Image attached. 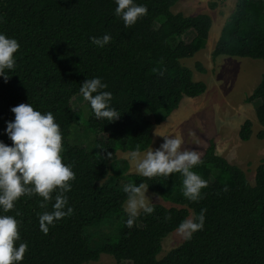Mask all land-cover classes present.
<instances>
[{
    "label": "trees",
    "instance_id": "16d2710c",
    "mask_svg": "<svg viewBox=\"0 0 264 264\" xmlns=\"http://www.w3.org/2000/svg\"><path fill=\"white\" fill-rule=\"evenodd\" d=\"M178 1L136 0L147 6V13L125 27L113 14L114 0H0V32L19 44L13 54L15 70L8 72L6 82L0 77V141L11 145L4 133L5 121L14 118L11 107L29 103L41 113L50 111L62 133V162L75 173L65 193L64 210L71 207L72 213L54 220L47 234L40 231L38 217L52 211L54 201L41 208L42 198L22 196L14 209L0 212L19 221L16 244L27 242L19 264H84L96 262L101 254L130 264H264V163L256 168L251 185L239 167L216 154L210 140L202 163L192 169L207 187L201 200L191 202L182 195L179 173L166 179L127 174V162L116 158L117 151H145L152 128L183 98L206 90L180 61L205 47L212 21L206 14L173 13ZM105 33L112 39L103 48L91 43L90 37ZM186 33L193 35L188 42L181 40ZM210 55L213 60L227 56L264 64V0H236ZM195 67L205 72L199 64ZM93 77L108 85L104 90L112 93V106L121 114L113 122L97 120L84 101L85 121L95 135L89 150L68 139L77 114L71 100L82 97L80 85ZM246 101L259 103L255 116L264 129V75ZM251 127L249 120L240 126L241 141L250 139ZM257 137L263 139L264 132ZM129 182L147 184L148 191L180 208L152 204V214L142 213L126 227L123 183ZM201 209L206 210L203 228L157 260L163 239L187 219L188 210L198 215ZM91 227H108L111 233H98L99 242L93 244L86 234Z\"/></svg>",
    "mask_w": 264,
    "mask_h": 264
},
{
    "label": "clouds",
    "instance_id": "9594fccd",
    "mask_svg": "<svg viewBox=\"0 0 264 264\" xmlns=\"http://www.w3.org/2000/svg\"><path fill=\"white\" fill-rule=\"evenodd\" d=\"M114 3L113 14L125 27L134 25L147 13V6L136 3V0H114ZM89 39L93 45L103 48L112 38L105 33ZM18 49L15 38L6 37L0 32V77L5 82L10 76L8 72L15 70L16 56L13 54ZM107 87L100 77L86 78L79 92L97 120L113 122L121 113L112 106V93L104 90ZM10 111L14 118L5 121L4 133L11 145L0 141V212L7 213L14 209L16 201L22 196L36 195L42 198L39 204L41 208L54 201L52 211H44L38 217L40 231L47 234L48 226L54 220L72 213L71 207L64 210L68 203L65 193L71 190L70 181L75 179V173L70 164L62 162V133L52 112L41 113L29 103H20L11 107ZM182 143L180 136H163V143L157 150L149 147L141 154L138 149H133L127 154V159L135 172L145 178L166 179L169 174L179 173L183 177V197L198 202L202 199L201 190L207 187V181L192 169L202 160L198 151L181 150ZM146 188L145 183L129 182L123 186L126 194L123 210L127 215L125 225L128 228L142 213L149 215L154 211L145 196ZM205 211L201 209L198 215L180 222L176 233L184 240H190L195 232L203 228ZM18 227L19 221L14 216L0 214V264H19L24 258L28 245L27 242L16 244L20 241Z\"/></svg>",
    "mask_w": 264,
    "mask_h": 264
},
{
    "label": "rangeland",
    "instance_id": "374dc122",
    "mask_svg": "<svg viewBox=\"0 0 264 264\" xmlns=\"http://www.w3.org/2000/svg\"><path fill=\"white\" fill-rule=\"evenodd\" d=\"M235 2L236 0H179L171 8L173 13H181L184 16L206 14L211 18L212 24L205 47L192 58L180 61L182 65L192 70L194 81H201L205 84L206 90L199 97L183 98L174 112L161 124L154 126L152 142L149 147L155 151L163 143V136H169V138L180 136L183 140L181 150L198 151L201 157L209 141L212 140L215 144L216 154L226 159L228 163L239 167L249 184L253 185L255 170L258 165L264 163V138L257 137V134L261 131L264 132V129L258 124L255 116V109L259 103L257 101L248 103L246 99L260 83L264 75V64L259 60L227 56H220L213 60L210 55ZM212 3L215 4L214 8L210 6ZM192 36L191 33H186L181 37V40L188 42ZM196 64L205 70L203 74L197 72ZM71 106L77 114L75 123L69 130L68 143L81 145L90 150L95 135L87 127L85 121L87 108L83 98L81 96L73 97ZM151 118V115L148 116V119ZM246 120L252 123L251 137L248 141H241L238 138V132ZM99 137L105 138L103 135ZM143 152L140 153L143 154ZM128 153L117 151L116 158L119 161L127 162V174H137L134 166L127 159ZM124 185L125 183H123ZM145 196L151 204H161L167 208H180V206L162 201L147 189ZM192 216V211L188 210L187 219ZM113 225L115 227L116 222ZM98 233L109 234L111 228L100 230L91 227L86 230V234L92 236L93 244L99 242ZM183 242L184 239L176 233V230L170 233L161 243V251L157 260L163 258L167 252ZM84 264L130 263H116L111 256L101 254L96 262Z\"/></svg>",
    "mask_w": 264,
    "mask_h": 264
}]
</instances>
